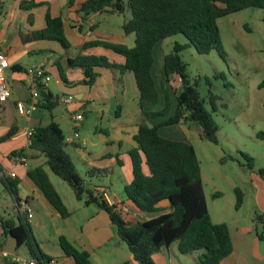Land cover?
I'll list each match as a JSON object with an SVG mask.
<instances>
[{"label": "trees", "instance_id": "obj_1", "mask_svg": "<svg viewBox=\"0 0 264 264\" xmlns=\"http://www.w3.org/2000/svg\"><path fill=\"white\" fill-rule=\"evenodd\" d=\"M74 1L68 0L66 8L80 15L81 20L97 12L123 14L126 8L130 11V18L123 22L122 30L126 35H134L133 47L101 40L88 41L81 46L82 50L92 47L111 50L124 57L123 64L110 62L103 55L80 54L68 59V63L71 67L82 69V82L87 86L95 84L99 76L96 68L118 70L120 74L126 71L133 73L139 91L142 119L133 136L137 147L128 151L132 180L124 186L123 192L139 211L161 213L152 219L139 221L119 210L115 204H109L98 188L88 186L65 150V136L54 120L33 128L28 149L41 155L44 164L29 169L27 176L62 218L69 217L71 212L51 183L44 166L71 187L77 200L83 201L84 205H97L108 215L118 237L126 243L133 260L139 264H155L152 256L174 242H177L181 254L190 255L204 250L195 264H222L233 252L232 238L225 223L211 220L195 149L190 143L161 136L158 130L191 118L201 127L204 138L217 144L218 127L211 111L205 106L206 100L198 92L197 83H191L187 64L180 52L192 46L199 54L216 50L225 58L218 19L248 8H258L262 10L264 21V0H86L78 5ZM38 5L40 3L33 1L23 2L21 8L30 9ZM78 31H83L81 26H78ZM176 34H182L187 43H175L173 49L164 55L161 67L164 108L160 111L147 110L158 102V92L152 78L153 48L161 40ZM22 40L55 41L65 51L71 47L64 32L62 17H53L49 11L45 13V27L26 34ZM57 67L61 79L68 84L62 67L59 64ZM171 75L178 76L181 83L174 114L159 124L149 126L147 121L169 112L166 83ZM259 87H264V79ZM37 89L40 99L37 107L51 112L58 105V99L43 85H37ZM210 104L212 111H216L215 102L210 101ZM12 133L13 130H10L0 141L8 139ZM259 137L264 139V132ZM23 152L21 150L11 156L22 155ZM243 155L248 160V166H251L252 158ZM108 174L106 168H91L88 171L90 177H105ZM258 174L264 179V168ZM17 184L16 179L9 177L3 181L13 200L18 199ZM235 193L238 208L243 194L238 188ZM214 196H219V193ZM164 201L169 203L166 209L160 206ZM256 221L262 224L257 238L264 240V211L256 216ZM0 229L4 236L14 239L16 248L25 246L35 264H60L43 252L27 221L0 217ZM59 246L65 256L73 258L75 264H92L89 253L75 248L65 236L59 237Z\"/></svg>", "mask_w": 264, "mask_h": 264}, {"label": "crops", "instance_id": "obj_2", "mask_svg": "<svg viewBox=\"0 0 264 264\" xmlns=\"http://www.w3.org/2000/svg\"><path fill=\"white\" fill-rule=\"evenodd\" d=\"M30 1L40 3V5L30 9L21 8L23 2ZM67 1L0 0V45L10 63V68L6 71L8 99L7 102L0 105V138L10 130H13L12 135L8 139L0 141V181L3 184V181L8 177L18 181V199H12L15 216L11 218L15 220L21 218L23 221H27L35 237L36 233L33 226L43 231L47 227V220L50 219L54 222L58 245L59 237L65 236L75 248L89 253L92 264H139L133 260L129 250V252L122 250L119 242L116 241L114 247L110 246V240L115 235V228L109 220L108 215L97 205H84L83 201L75 198L74 193L71 194V197L76 201L75 204L80 209L94 207L91 208V213L87 214L82 221H79V225L76 226L71 220L74 211L68 208L67 199H65V196L60 191L62 189L66 192V190L61 183L55 180L54 177L56 176L49 168L44 166L51 183L71 212V215L67 218H62L59 215L44 197L40 189L27 176L29 169L44 164V158L41 155L28 149L29 137L27 136V132L54 120L58 123L65 136V150L71 159L72 154H74L85 166V177L83 179L86 184L91 188H98L103 193L107 202L115 204L119 210L128 214L133 212V217L139 213L137 207L126 196L123 199L116 193L109 194L111 188L106 184L113 174H116L122 189L132 180L128 151L137 147L133 136L136 134L138 125L142 119L139 108V91L135 84L134 75L131 71L120 74L118 70L96 68L99 76L93 86H87L82 82L84 78L82 69L71 67L68 63V59H72L80 54L83 56L103 55L110 62L121 65L125 62L124 57L111 50L102 47H92L82 50L81 46L88 41L101 40L133 47L129 45L128 40L131 34L126 35L123 32L122 35L125 36L115 37L110 32H104L102 37L97 36L94 30L100 27L98 17L108 13H93L85 20H81L80 15L66 8ZM84 1L86 0H75L74 3L78 5ZM47 11L53 17H62L65 35L71 44V47L67 51L55 41L38 40L23 42V36L45 27V13ZM78 26L82 27V32L78 31ZM162 42L163 40L158 42L153 48L154 64L152 67V78L158 92V102L154 107L147 109L151 111H160L165 105L164 91L161 88V67L166 53L161 50ZM36 57L40 58L41 61L36 60ZM40 64L44 65L51 79L42 84L35 82L32 86L37 89V85H43L46 90L52 93L54 98L58 99V105L49 112L48 121H44L45 119H41L36 114L40 109L37 107L39 98L36 102L35 110L31 111L28 115H21L16 109L17 102H23L26 107L29 106L28 104L31 102V90L25 79V71L32 66ZM57 64L62 67L68 84L64 83L61 79ZM17 67L19 68L18 70L16 69ZM180 84L178 76H169L166 83L170 101L169 112L164 116L147 121L149 126L159 124L174 114L177 103L176 96L180 91ZM63 96H72V101L64 103L61 100ZM118 106L120 108L117 113ZM86 112H90L95 120H106L107 122H112V125H108V127H96L97 138H84V148L81 150L79 143L75 141L72 135L70 125L68 126L67 123L70 121L74 129L75 127L78 128L77 126H79L80 122V127H84L83 121H85ZM78 114H81L83 117L79 122L74 120V117ZM64 126H66L67 131H65ZM166 127L159 128L158 132L161 136L170 140L189 143L187 137L166 130ZM199 129L202 134L201 127ZM73 149H76L78 152ZM21 150L24 151L22 155L11 156L12 153H17ZM91 168H106L109 170V174L105 177H90L88 171ZM22 201L27 202L33 210V217L30 220L19 213L18 202ZM160 205L166 209L169 203L166 201ZM0 217L7 216L0 214ZM58 219H62L63 222L60 223ZM64 230H67L68 233ZM6 238L7 236H4L0 229L1 264H16V258L22 261L32 259L29 254L22 259L18 255L11 257L6 251H3L1 247L4 245ZM43 238L48 240L46 234L43 235ZM25 251L27 254V249ZM43 251L60 264H75L73 258L65 256L61 248L58 250L48 247Z\"/></svg>", "mask_w": 264, "mask_h": 264}, {"label": "rangeland", "instance_id": "obj_3", "mask_svg": "<svg viewBox=\"0 0 264 264\" xmlns=\"http://www.w3.org/2000/svg\"><path fill=\"white\" fill-rule=\"evenodd\" d=\"M262 15L261 9L248 8L218 19L225 58L216 50L209 54H199L192 46L180 52L182 60L187 64L191 83H197L198 92L206 100L205 106L211 111L218 127L217 144L206 140L198 124L191 119L166 127V130L187 137L193 145L200 163L203 192L211 220L214 223H225L229 228L233 252L224 259L223 264H264V240L257 238V234L262 231V224L256 221V216L264 211V179L258 174V171L264 168V139L259 137V134L264 132V87H259L264 79ZM125 18H130L128 8L123 14H103L98 17L100 27L95 29L94 33L99 37H102L104 32H110L115 37L125 36L122 35V23ZM128 40L129 45L133 46L134 35L131 34ZM175 43L184 44L187 39L182 34L168 37L163 40L161 50L167 53L173 49ZM35 59L41 61L38 57ZM210 101L215 102L216 111H212ZM36 114L45 119L44 121H48L50 116L43 108ZM84 119L85 126L80 127V122L78 131L72 128L70 121L67 123L81 150L84 148V138H97L96 127L112 125V122L106 120H95L90 112H86ZM64 127L67 131L66 126ZM243 154L252 158L251 166H248V160ZM72 159L80 175L85 177V166L81 160L74 154ZM54 178L65 188L66 192L62 189L60 191L67 199L68 208L74 211L72 222L76 226L79 225V221L91 213V208L94 207H77L76 201L71 197L73 192L69 185L57 176ZM106 184L111 188L109 194L116 193L125 199L116 174L111 175ZM236 188L243 194L238 208ZM215 193H219V196H214ZM132 213L130 212L133 216ZM160 213L139 211L134 217L139 221H146ZM0 214L15 216L12 197L1 181ZM58 220L63 222L62 219ZM47 221V227L43 231L33 226L39 246L42 250L48 247L60 250L54 222L50 219ZM64 231L68 233L67 230ZM45 234L48 240L43 238ZM116 241L122 250L129 252L115 228L110 246L114 247ZM1 248L11 257L18 255L23 259L28 256L24 246L16 250L14 240L10 236H7ZM203 252L201 249L190 255L181 254L177 242H174L170 247H163L160 252L155 253L152 259L155 264H195Z\"/></svg>", "mask_w": 264, "mask_h": 264}, {"label": "built area", "instance_id": "obj_4", "mask_svg": "<svg viewBox=\"0 0 264 264\" xmlns=\"http://www.w3.org/2000/svg\"><path fill=\"white\" fill-rule=\"evenodd\" d=\"M10 68L9 59L3 50L2 46L0 45V105L7 102L8 99V86L6 80V71ZM25 79L31 90V102L28 104L29 106L26 107L23 102L16 103L17 112L21 115H28L31 111L35 110L36 102L39 98V92L36 88L32 85L35 82L45 83L51 79V76L48 74L47 70L45 69L43 64L32 66L25 71ZM61 100L64 103H69L72 101V96H63ZM82 115L78 114L74 117V120L79 122L82 120ZM33 130H29L27 132V136L30 137L32 135ZM19 206V213L30 220L33 217V210L30 205L25 202H18ZM34 259H30L29 261H22L19 258L15 259L16 264H35Z\"/></svg>", "mask_w": 264, "mask_h": 264}, {"label": "water", "instance_id": "obj_5", "mask_svg": "<svg viewBox=\"0 0 264 264\" xmlns=\"http://www.w3.org/2000/svg\"><path fill=\"white\" fill-rule=\"evenodd\" d=\"M191 119V118H190ZM192 120V119H191Z\"/></svg>", "mask_w": 264, "mask_h": 264}]
</instances>
